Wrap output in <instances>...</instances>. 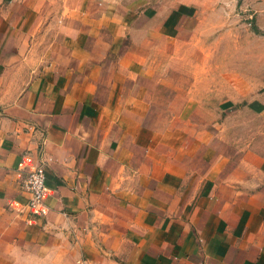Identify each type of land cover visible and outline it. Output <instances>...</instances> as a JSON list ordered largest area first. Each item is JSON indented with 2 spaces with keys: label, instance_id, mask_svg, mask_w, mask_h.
I'll return each mask as SVG.
<instances>
[{
  "label": "crops",
  "instance_id": "1",
  "mask_svg": "<svg viewBox=\"0 0 264 264\" xmlns=\"http://www.w3.org/2000/svg\"><path fill=\"white\" fill-rule=\"evenodd\" d=\"M236 33L247 100L218 120L164 70ZM13 66L38 69L0 99V264H264V0H0Z\"/></svg>",
  "mask_w": 264,
  "mask_h": 264
},
{
  "label": "rangeland",
  "instance_id": "2",
  "mask_svg": "<svg viewBox=\"0 0 264 264\" xmlns=\"http://www.w3.org/2000/svg\"><path fill=\"white\" fill-rule=\"evenodd\" d=\"M253 25L250 23L249 26L252 28ZM244 36L241 33L227 37L219 34L200 35L197 37L202 43L214 44L216 49L209 51L197 45L195 49H186L185 53H181L182 50L178 54L176 51L172 53L170 65L164 71L170 76L185 77L184 88L188 92L189 101L187 105L216 110L218 120L224 119V114L219 112L221 105L232 102L240 109L244 106L247 100L244 99V60L247 51L244 50V44H241ZM196 40L198 39L192 40L193 44ZM225 40L232 45L231 48L221 46ZM34 61L35 58L30 57V62ZM36 69L37 66L10 67L1 76L0 99L9 101L16 97L27 86L30 75L37 73ZM188 79L195 80L187 82ZM177 82L181 84L180 81ZM250 121L257 124L261 119L250 117L247 112L236 113L231 119L233 136L244 133L243 124L246 127Z\"/></svg>",
  "mask_w": 264,
  "mask_h": 264
},
{
  "label": "built area",
  "instance_id": "3",
  "mask_svg": "<svg viewBox=\"0 0 264 264\" xmlns=\"http://www.w3.org/2000/svg\"><path fill=\"white\" fill-rule=\"evenodd\" d=\"M22 188L29 194L28 207L36 209L43 200L45 193V174L42 168L30 172L23 180Z\"/></svg>",
  "mask_w": 264,
  "mask_h": 264
}]
</instances>
